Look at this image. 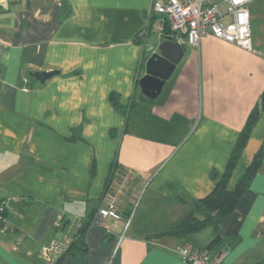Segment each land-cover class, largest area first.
Masks as SVG:
<instances>
[{
  "label": "crops",
  "instance_id": "0c3cea01",
  "mask_svg": "<svg viewBox=\"0 0 264 264\" xmlns=\"http://www.w3.org/2000/svg\"><path fill=\"white\" fill-rule=\"evenodd\" d=\"M153 1H1L0 200H11L14 229L0 238V264H49L42 247L71 244L82 227L86 250L57 264H183L185 245L220 264H264V157L218 232L162 235L216 188L261 101L264 0L250 5L252 52L211 36L185 43L161 93L144 102L145 64L174 33L164 34ZM43 71L59 74L40 84L33 74ZM113 94L137 102L129 126ZM263 146L264 110L229 190ZM112 200L107 230L95 213Z\"/></svg>",
  "mask_w": 264,
  "mask_h": 264
},
{
  "label": "built area",
  "instance_id": "2783aa9c",
  "mask_svg": "<svg viewBox=\"0 0 264 264\" xmlns=\"http://www.w3.org/2000/svg\"><path fill=\"white\" fill-rule=\"evenodd\" d=\"M0 0V12L5 10ZM31 2L32 0H24ZM257 0H154L151 11L169 22L180 41L199 48L205 37L253 51L250 5ZM11 200H0V238L14 229L7 216ZM115 201H109L95 214L98 225L109 230V219L117 218ZM129 226L127 223L126 227ZM124 238V234L121 239ZM21 239H18L19 244ZM70 249V244L53 241L42 247L49 264H57ZM179 253L183 264H220V259L203 248L185 245Z\"/></svg>",
  "mask_w": 264,
  "mask_h": 264
},
{
  "label": "trees",
  "instance_id": "16d2710c",
  "mask_svg": "<svg viewBox=\"0 0 264 264\" xmlns=\"http://www.w3.org/2000/svg\"><path fill=\"white\" fill-rule=\"evenodd\" d=\"M162 20L164 34H170L172 30L170 28L169 22L165 18H163ZM137 36L139 37L140 34H138ZM111 101L117 110L122 111L127 116V125L129 126L130 117L135 106L137 105V102H132L127 107L123 106L119 103V99L116 94H113L111 96ZM263 110L264 92L261 96V101L259 102V104L255 106V108L251 111L244 129L240 133L237 147L231 157V160L228 163L227 171L221 178H219L216 188L206 197L194 201L190 205V210L187 215L177 224H175L169 231L162 233V235H171L186 238L211 227H213L217 232L220 230L225 219L235 210V208L241 201L243 194L250 187L253 178L262 165L264 157V146L255 155L252 163L250 164L244 175L240 178L236 188L234 190L228 189L227 185L236 162L238 161L242 151L246 147L251 132L253 131L257 121L259 120ZM111 179L112 177L107 183L106 191L109 190ZM99 208H97L96 213L98 212ZM81 229L79 232H77L75 236L76 238L70 244L69 253L67 255L73 254L74 250H86L84 237L81 235Z\"/></svg>",
  "mask_w": 264,
  "mask_h": 264
},
{
  "label": "water",
  "instance_id": "95a60500",
  "mask_svg": "<svg viewBox=\"0 0 264 264\" xmlns=\"http://www.w3.org/2000/svg\"><path fill=\"white\" fill-rule=\"evenodd\" d=\"M185 53L186 44L178 39L177 33L162 36V43L146 62L145 75L140 79L142 101L148 102L158 97ZM58 74L59 71H43L33 74V77L40 84H45Z\"/></svg>",
  "mask_w": 264,
  "mask_h": 264
},
{
  "label": "rangeland",
  "instance_id": "374dc122",
  "mask_svg": "<svg viewBox=\"0 0 264 264\" xmlns=\"http://www.w3.org/2000/svg\"><path fill=\"white\" fill-rule=\"evenodd\" d=\"M146 52H147V55H146V57H147L148 55H150V54H151V50H149V49H148ZM151 56H152V54L150 55V57H151ZM150 57H149V59H150Z\"/></svg>",
  "mask_w": 264,
  "mask_h": 264
}]
</instances>
